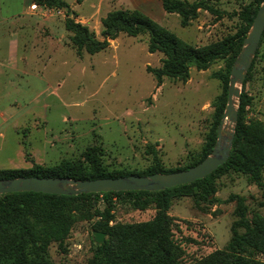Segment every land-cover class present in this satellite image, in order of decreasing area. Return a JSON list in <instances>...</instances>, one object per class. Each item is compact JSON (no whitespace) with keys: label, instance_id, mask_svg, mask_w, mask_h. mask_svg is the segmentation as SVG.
<instances>
[{"label":"rangeland","instance_id":"obj_1","mask_svg":"<svg viewBox=\"0 0 264 264\" xmlns=\"http://www.w3.org/2000/svg\"><path fill=\"white\" fill-rule=\"evenodd\" d=\"M64 1L69 9L35 0H0V170L48 168L65 161L86 166L85 154L92 148L101 151L108 171L137 174L151 167L181 169L199 158L218 106L228 102L224 83L214 77L226 69L227 61L219 60L207 70L192 67L186 81L164 77L159 82L152 70L162 67L165 56L149 52V35L120 33L109 39L107 50L95 55L83 50L79 55L66 27L67 15L103 41V18L118 10H138L201 48L235 35L241 27L238 13L252 0H205L211 10H200L188 27L181 25L178 14L165 12L161 0ZM249 73L240 88L249 99V143L244 149L250 156V141L264 133V42ZM261 184L230 171L216 180L215 194L208 200L198 189L174 199L167 216L183 251L181 263L202 264L225 250L238 221L239 199L250 223L264 220V169ZM91 207L88 204L63 248L56 242L45 247L44 264H92L99 246L94 224L100 219L94 209L104 210L105 205ZM158 213L153 205L139 208L119 201L110 226L148 223ZM256 260L264 263V255Z\"/></svg>","mask_w":264,"mask_h":264},{"label":"trees","instance_id":"obj_2","mask_svg":"<svg viewBox=\"0 0 264 264\" xmlns=\"http://www.w3.org/2000/svg\"><path fill=\"white\" fill-rule=\"evenodd\" d=\"M35 1L43 6L69 9V5L64 0ZM263 1L252 0L249 5L241 9L238 13L241 27L235 35L201 48L183 42L138 10H118L103 18L101 20L103 41L97 40L88 27L74 22L69 14L66 27L73 33L71 43L79 55L83 50L90 55L107 50L109 39H115L120 33L130 37L149 35V52L160 51L165 56L162 67L152 70L159 82L164 77L186 81L192 67L207 70L215 62L226 60V69L216 72L214 77L224 83L227 96L232 66L243 48L244 39ZM161 2L165 12L180 16L183 27H188L196 20L200 10H211L205 0L197 2L161 0ZM263 42L264 34L259 47ZM249 77L250 73L244 84ZM240 100L237 132L230 159L204 179L160 192H111L78 196L30 192L0 196V264H44L45 247L51 242H56L60 248H63L74 225L88 210V204L94 208L99 202L104 203L105 209H94L96 216L100 218L94 224V228L105 233L106 236L109 235L110 238L97 247L92 264H182L180 258L183 251L173 239L167 216L174 199L192 195L195 189H198L203 199L208 200L215 194L216 180L230 171L247 175L255 184L262 186L264 133L250 141L254 152L249 156L244 149V145L249 143L248 127L245 122V110L249 99L243 92ZM226 102L227 100H223L218 106L215 124L200 157L184 168L164 170L160 167H151L140 174L108 171L102 164L101 151L92 148L85 154L86 166L81 162L65 161L58 166L48 168L34 165L29 170H0V181L20 177L70 178L85 181L130 175L168 174L187 170L205 160L215 148L218 138L217 129ZM155 160H158L157 157ZM119 201L132 202L139 208L153 205L159 213L148 223L111 227L112 211ZM236 214L238 221L232 227L233 237L225 250L215 252L202 264H264L256 260V256L264 255V220L255 219L250 223L243 199L238 200ZM239 228L245 229L246 232L240 234Z\"/></svg>","mask_w":264,"mask_h":264},{"label":"water","instance_id":"obj_3","mask_svg":"<svg viewBox=\"0 0 264 264\" xmlns=\"http://www.w3.org/2000/svg\"><path fill=\"white\" fill-rule=\"evenodd\" d=\"M264 34V1L244 39L243 48L231 69L228 102L223 120L217 129V142L209 156L198 165L173 173H157L149 176L130 175L119 178L76 180L70 178L20 177L0 181V196L13 193H44L49 195L78 196L111 192L148 191L160 192L204 179L228 162L233 149L241 99V86L245 83L254 56ZM226 120L229 124L226 125ZM98 245L106 241V234L94 231Z\"/></svg>","mask_w":264,"mask_h":264},{"label":"bare ground","instance_id":"obj_4","mask_svg":"<svg viewBox=\"0 0 264 264\" xmlns=\"http://www.w3.org/2000/svg\"><path fill=\"white\" fill-rule=\"evenodd\" d=\"M226 121H228V120H226ZM225 124L228 125L229 124V121H228V123L225 122Z\"/></svg>","mask_w":264,"mask_h":264},{"label":"crops","instance_id":"obj_5","mask_svg":"<svg viewBox=\"0 0 264 264\" xmlns=\"http://www.w3.org/2000/svg\"><path fill=\"white\" fill-rule=\"evenodd\" d=\"M26 60H27V59H26ZM26 60H25V61H26ZM14 66H17V63H16Z\"/></svg>","mask_w":264,"mask_h":264}]
</instances>
